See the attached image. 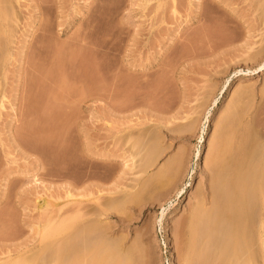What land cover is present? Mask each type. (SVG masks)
<instances>
[{"label": "rangeland", "instance_id": "1", "mask_svg": "<svg viewBox=\"0 0 264 264\" xmlns=\"http://www.w3.org/2000/svg\"><path fill=\"white\" fill-rule=\"evenodd\" d=\"M7 1L0 264L69 217L133 264L188 263L190 218L220 201L228 151L246 144L251 168L264 145V0Z\"/></svg>", "mask_w": 264, "mask_h": 264}, {"label": "bare ground", "instance_id": "2", "mask_svg": "<svg viewBox=\"0 0 264 264\" xmlns=\"http://www.w3.org/2000/svg\"><path fill=\"white\" fill-rule=\"evenodd\" d=\"M0 1L5 3L4 0ZM7 5L5 3V6L3 5L4 8L2 6L6 13L7 9L5 8H7ZM9 8L11 10L10 4L8 9ZM0 10L4 15L5 11L2 9ZM10 10H8V13L10 12L11 15H13V10L12 12ZM8 13L6 15L10 17V13ZM2 14L0 13L1 16H3ZM263 70L264 63L259 65L258 71ZM230 118L231 117H229V119ZM248 128L246 127L245 129ZM245 134L247 137V133ZM245 140L244 138V140L241 141L245 142ZM237 145L238 144L232 148L233 151H228L232 152L230 153L231 157H229L230 161L227 159L226 164L228 162V165L224 164L225 167L227 166V177L225 178L226 184L222 182L225 184V188H223V186V189H221L222 191L224 190V193L221 192L220 201L218 202L217 198V203L214 204V200V206L211 203L213 207L211 209L207 207L209 210H204V208H198V210L196 208L197 211L194 215L192 213V219L190 218L191 221L189 220L190 225L188 224V231L192 241L190 244H187L191 246V249L187 251L186 248V251H191L189 253L191 260H198V258L201 259L200 257H203L205 261H209V264H257V259L259 260V258H257L259 254H257L256 251L257 247L255 248L257 245L254 236L258 228L259 230L262 228V231H264V145L262 147L260 143L259 149L262 148L260 150L258 149L260 152L258 151V157H256L257 161L256 163L254 162L251 168H247L245 164L248 162L249 165H252L253 161L252 163L249 161L246 162L245 158L247 156L243 159V154L241 153V146L246 144L242 143L241 146L240 144ZM256 148H254L253 151H255ZM245 149L246 147H244V150ZM249 149L250 148L246 149L245 152L248 150L249 154H246L250 155L249 159L251 161ZM87 150H89V148L85 151ZM248 163L246 164L247 166H249ZM165 166H167V164ZM170 167L171 166H169V169ZM225 167L223 169H225ZM166 169H168V167H166ZM168 170H166L167 174L169 173ZM224 171L225 170H223V172L221 171V173H224ZM160 172L159 173L162 174L164 171L161 170ZM224 175H220L222 179ZM221 177H218V181L222 180ZM217 185L219 186V183H217ZM180 191L181 189L178 193H180ZM72 219L74 220L75 218L73 217ZM72 219L69 217L66 221L61 219L60 221L63 222H56L58 224H50L51 222H49V225L45 224V228H41V237L42 240H45V246L43 245L39 251L36 250L38 252L32 253V255L27 256V254H25V257H23L24 255L22 256L23 258L19 256V259L10 260L6 264H133L134 255L129 252L124 253L120 246H118V243L112 242V240L107 241V238H104L106 239L104 240L102 238L103 236H99V238L96 236L97 238H94L97 225L90 226L94 224L90 222L91 224H86L88 226H80L78 225L79 223H76V226L74 224L76 221L73 223ZM100 232L101 230L97 234H100ZM79 238L80 240H77ZM262 240L264 241V238ZM188 242H190V240ZM132 252L134 253V251ZM187 252L184 250V253H186L184 256L186 259L183 257L184 260H187L188 263H193L194 260L189 262ZM200 261L204 263L202 259ZM197 263L198 262H194V264Z\"/></svg>", "mask_w": 264, "mask_h": 264}]
</instances>
